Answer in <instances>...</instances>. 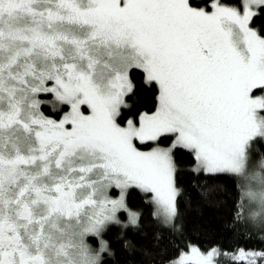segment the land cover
<instances>
[{
  "label": "snow or ice",
  "instance_id": "obj_1",
  "mask_svg": "<svg viewBox=\"0 0 264 264\" xmlns=\"http://www.w3.org/2000/svg\"><path fill=\"white\" fill-rule=\"evenodd\" d=\"M261 14L264 0H0V264H264ZM134 72L149 110L133 111ZM222 175L237 243L204 248L185 215L192 192L218 195L199 178Z\"/></svg>",
  "mask_w": 264,
  "mask_h": 264
},
{
  "label": "trees",
  "instance_id": "obj_2",
  "mask_svg": "<svg viewBox=\"0 0 264 264\" xmlns=\"http://www.w3.org/2000/svg\"><path fill=\"white\" fill-rule=\"evenodd\" d=\"M253 26L264 31V14L254 18ZM134 81L136 83V96L134 98L133 111H145L154 107L155 89L149 88L143 83V76L139 72H134ZM190 157L184 155L181 157L182 167L185 169L181 179L184 186L192 191V182L196 179L186 171L189 167ZM200 183L207 182L209 185L218 190V195L213 199L212 203H197L195 192H192L193 203L190 210L185 215V223L187 226V235L192 239L193 243L207 248L213 244H221L224 248H231L237 241L233 238V233L227 228L232 218V205L237 197V190L234 186L232 178L227 176H219L216 179L205 180L204 177L199 178ZM134 208L143 207L142 201L138 195H134L130 200ZM145 230L151 231V220L147 216L145 218ZM241 245L252 247L260 246L256 240L244 241L239 240ZM153 256L148 257H127L121 256V264H149L154 259Z\"/></svg>",
  "mask_w": 264,
  "mask_h": 264
}]
</instances>
